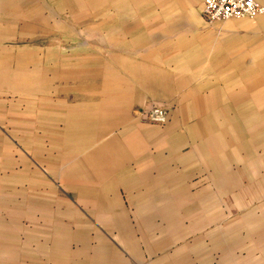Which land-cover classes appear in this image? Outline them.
<instances>
[{
    "label": "crops",
    "instance_id": "crops-1",
    "mask_svg": "<svg viewBox=\"0 0 264 264\" xmlns=\"http://www.w3.org/2000/svg\"><path fill=\"white\" fill-rule=\"evenodd\" d=\"M247 84L264 109V14L208 23L198 0H0V187L18 191L1 198L0 264H264V204L221 243L207 223L229 211L218 158L234 139L229 91ZM155 103L165 126L140 117ZM240 171L264 187L262 158Z\"/></svg>",
    "mask_w": 264,
    "mask_h": 264
},
{
    "label": "rangeland",
    "instance_id": "rangeland-1",
    "mask_svg": "<svg viewBox=\"0 0 264 264\" xmlns=\"http://www.w3.org/2000/svg\"><path fill=\"white\" fill-rule=\"evenodd\" d=\"M243 20L252 21L254 19ZM254 78L256 77H251V81ZM232 88L240 89V87L237 86L229 87V90ZM245 88L246 91L244 92L241 91L242 88L239 91H229V135H231L232 138L234 137V139H229V155L219 154L218 158L219 163L228 162L229 170H231L229 172V211L227 213L224 212V210H220L212 216L209 222H207L208 227H211L215 232L212 237L215 236V241L219 243H221V239L225 237V235L222 236L225 228L229 227V229H236L235 227L237 225H240L243 220L249 221V218L251 222L256 221L258 211L262 208H259V205L264 204L263 202H259V198L264 197V187L258 186V179L253 177V173H243L240 171L244 167L252 166L253 163H257V159L262 158L264 161V138L262 136L264 135V128L261 130L255 128L254 131H249V129H252L251 127L258 125L253 123L258 122V118H260L259 113L261 114V120L264 119V116H262L264 114V109H257V104L253 102V100L257 99L255 98L257 92L252 90L253 87H249V84H247ZM251 104H253L252 106L254 107H252ZM154 106L166 109L169 118L170 110L167 106H162L157 103H155ZM231 119H235L236 122L234 123ZM168 121L169 119L164 125L159 126H165ZM243 131H248L246 138L249 146H247L246 141L243 143L241 139ZM17 142V140L13 139L9 141L11 147H18ZM1 144H3V141L0 140V147ZM243 175L245 177L242 178ZM240 178L241 181L237 183V180ZM242 179H244L245 182L242 181ZM261 180H264V178H261ZM17 195V188L9 189L8 191L0 187V203L3 196L15 197ZM222 207L224 209L225 205ZM229 234L231 235L232 231H230ZM230 235L229 244H233V242L239 243L235 236ZM237 238L240 240L242 237L239 236ZM256 238V235L253 237L251 236L249 242L256 243Z\"/></svg>",
    "mask_w": 264,
    "mask_h": 264
},
{
    "label": "built area",
    "instance_id": "built-area-1",
    "mask_svg": "<svg viewBox=\"0 0 264 264\" xmlns=\"http://www.w3.org/2000/svg\"><path fill=\"white\" fill-rule=\"evenodd\" d=\"M202 5V16L208 23L233 19H256L264 14V7L255 0H198ZM149 123L164 125L168 112L164 108L153 107L140 113Z\"/></svg>",
    "mask_w": 264,
    "mask_h": 264
}]
</instances>
